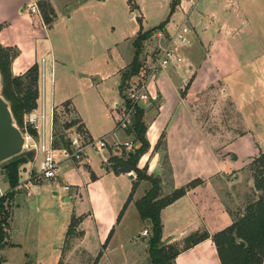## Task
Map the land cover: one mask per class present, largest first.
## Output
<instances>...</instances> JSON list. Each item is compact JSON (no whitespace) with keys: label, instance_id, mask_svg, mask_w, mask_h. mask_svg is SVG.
Segmentation results:
<instances>
[{"label":"crops","instance_id":"1","mask_svg":"<svg viewBox=\"0 0 264 264\" xmlns=\"http://www.w3.org/2000/svg\"><path fill=\"white\" fill-rule=\"evenodd\" d=\"M42 1H46L54 11L55 18L50 26H46L41 17L39 5ZM67 1L0 0V45L18 50V56L11 65V72L14 76L23 75L30 67L37 64L39 68V96L37 107L34 111L36 114H44L46 125L49 123L50 114L53 113L55 119L60 114L63 119L72 122V125H79L86 135L92 138L95 130L93 129V118L91 116L101 117L105 114L107 104L103 92L106 89H102L100 86L103 80L97 82L93 78L88 80L87 78L78 77V95L83 97L76 102L75 98L71 96V93L65 87L68 81L67 78L71 77L72 73H81L92 62L95 55V45L86 37L87 26L77 21L76 23L73 22L70 15H67V17L59 15H62L60 9L66 8L64 3ZM197 1L179 0L177 8H180L181 16L184 11L187 13V19H189L194 11L193 9L199 2ZM223 2H226V0H223ZM83 3L79 4L81 6L76 7L75 11L88 4L89 0ZM33 5L38 9L39 14L37 16L29 13V7ZM127 5L131 9V3L129 2L128 4L127 2ZM224 6L226 4H222V0L220 3H218V0L202 1L194 18V22L200 26V32L198 33L194 28L190 27L193 32V44L185 49L186 64L170 68L148 85V91L156 101L152 102V107V104L146 106L147 110L144 117L149 150L142 158L147 160V171L145 168L142 169L139 163L137 168L145 170L148 176H157L162 179L163 195L181 188V186L194 178L201 177L204 179L202 185L188 191L185 196L161 211L160 218L162 220L165 219L166 223L172 224L168 230L164 229L162 225L163 230L167 231L165 235L162 234V241H168L167 244L182 242L194 233L207 232L212 236L214 233L216 234L228 228L232 224V217H230L224 202V196L222 195L224 190L220 194V192L218 193V188L216 189L217 194L222 197L220 200L219 197H216L217 199L214 197V191L208 192V186L213 182L222 191V186L236 183L244 175L243 172L251 161L259 153H264L262 143L258 142V137L264 135V47L258 48L260 50L257 51L258 49L252 50L249 44H245L244 35L249 31L259 34L252 22L247 20L246 9L240 8L235 15H228L222 18L220 16L225 12ZM129 17H133L131 12ZM139 19L142 21V17ZM166 28H169V24L166 25ZM139 31L140 29L132 30L133 35L130 38L128 51L117 63V66L113 69L114 73L111 75L116 77L115 92L120 98L121 75L133 60V42ZM141 31L146 32L147 30L141 27ZM257 37L260 44H262L259 38L261 36L257 35ZM261 58L263 59L262 62L257 60ZM101 78L105 79V77ZM216 89L219 90L222 98H226L240 115L243 125L241 133L231 134L233 131H228L230 134L228 136L232 137L228 141L218 140V138L225 137V135H220L215 128H207L205 122L198 117L196 110L194 111L195 102L204 93L213 92ZM87 92L92 93L96 104L95 108L92 107L90 98L86 96ZM112 103H114L116 113V109L121 108L124 104L122 98L121 102ZM113 131V133L111 132L112 134L115 133L114 129ZM120 132L124 136L123 141L119 137L116 138L114 136L115 140L112 145H107L105 139L107 135H110V132L100 138L105 141L106 147L100 152L89 150L87 164L79 165L75 162H64L57 174L58 181H63L65 183L63 186H67L66 178L74 180L75 176L71 173V171H74L79 173L82 179V186L85 185L86 188L94 189L95 191L99 186L98 179L112 171L108 162L109 158L121 157L122 152L131 151L134 148L133 135L128 134L127 131ZM47 134L48 131L46 129ZM162 134L165 137L167 161L171 169L170 180L166 178V171L162 168L163 153L153 152ZM195 137L197 143L190 145V140ZM125 143H132V146L130 148H117V146ZM209 147L212 150L217 148V152H227L228 154L244 150L248 153V157L239 169H233L231 164L224 161L220 162L221 164L217 170L207 169L203 163V153H206ZM91 152L92 155L90 154ZM37 167L38 163L29 161L19 167L21 189L14 193L13 198L8 202L11 212H9L6 245L1 251L4 264L9 261L6 254L10 251L17 253L24 249L22 241L17 240L16 220L19 215L20 205L26 204L29 198L33 200V190L36 187L42 184L51 185L44 182L41 185L31 184L27 189L22 186L26 182L30 170L37 171ZM81 168L91 172L89 174L91 182L88 179L84 180L83 174L79 172ZM115 175L117 178L130 179V191H132L133 184L137 182L134 172ZM228 179L231 181L227 182ZM147 183V181L137 183L132 200L129 203L130 206L133 205L135 208L137 224H140V222L148 223L140 220L135 207V202L140 200L148 191ZM4 184L7 188L4 189L8 191L9 186L6 183ZM79 184L81 185V181ZM247 184L249 187L252 186L249 180ZM72 185L77 184L74 183ZM128 188L127 186L125 187V193H128ZM116 191L113 188V190L107 192L109 200L113 203L117 200L115 198ZM53 195H57V193L53 192ZM226 197H229L228 194H226ZM89 198L92 201V196ZM70 200V198L64 199L65 202ZM189 208L192 219L189 221V226L180 231L178 230L180 228L174 224L185 221L186 212ZM114 209L117 211L119 209L116 204ZM179 210L182 213L174 214ZM125 217L126 215H124V220L122 219L118 225L125 221ZM87 218L91 220L92 215L89 213ZM86 220H82L77 228L78 231L82 232V236L76 238L72 249L74 251H83L86 257L93 261L97 255L95 253L100 251L102 245L97 239V230L94 227L89 228ZM110 225V223L107 224V229ZM143 230L145 229L143 228ZM114 234L113 230L112 235ZM64 243L65 236L62 246L51 245L53 254L48 256L51 258V264L62 262ZM178 248L181 249V247ZM23 254L25 261L30 256L29 258L34 259L36 264H38L37 259L40 257L36 253L25 252ZM139 256L140 258L138 256L135 257V264H150L147 253L144 256L139 254ZM174 264H220V261L216 247L211 238H208L181 252L175 258Z\"/></svg>","mask_w":264,"mask_h":264},{"label":"rangeland","instance_id":"2","mask_svg":"<svg viewBox=\"0 0 264 264\" xmlns=\"http://www.w3.org/2000/svg\"><path fill=\"white\" fill-rule=\"evenodd\" d=\"M86 1L88 0H68L64 3L66 4V8L60 9V13H62V15L59 14L60 16L67 17V15H70L73 22L76 23L77 21L87 26V30L85 31L86 37L95 45V55L92 62L89 63L87 68L81 71V73H72L71 77L67 78L68 81L65 87L67 91L71 93V96L75 98V101L78 102L83 97L82 95H78V77L87 78L88 80L93 78L97 82L103 80L100 86L102 89H106L103 92V96L106 98L107 106L105 114L101 117L91 116L93 118V129L95 130L92 139L94 141L99 140L110 132V135H107L105 139L107 145H112L115 140L114 136H116V138L119 137L120 140L124 139L122 132H120L121 130L116 131L115 128L117 113L113 105L114 103L112 102L119 103V101L121 102V98L115 92L116 77L111 76L114 73L113 69L117 66V63L122 57L125 56L126 51H128L130 38L133 35L132 30H139L142 27L148 31L155 29L161 23L165 22L169 15L170 1L172 0H89L88 4L75 11L76 7L81 6L79 4ZM198 1L197 6L193 9L194 11L191 13L187 22L190 27L194 28L195 31L199 33L200 26L194 22V18L203 0ZM220 1L221 0H218V3H220ZM127 2L128 4L129 2L131 3V9L127 7ZM40 3L47 4L46 1ZM222 4H226V6H224V14L220 16L222 18L228 15H235L240 8L246 9L248 14L247 20L252 22L259 34L255 32H253V34L249 31L244 35L246 39L245 44H249L252 50L264 47V0H226V2L222 0ZM177 7L172 16L167 20L165 27L170 24L171 19H180V8ZM41 10L42 12L44 11L43 8ZM130 12L133 14L132 18L129 17ZM140 17H142V21H140ZM155 33H157V31L153 32V36ZM257 35L261 36L259 38L262 44H260ZM156 45V39L152 36L143 43L142 54L139 57L140 65L149 64L151 62L155 48L157 47ZM259 50L260 49L257 51ZM263 59L257 60L262 62ZM101 77H105V79ZM148 94H150L149 91ZM86 96L90 98L91 105L95 108L96 104L92 93L87 92ZM150 98L153 99L151 94ZM195 110L198 117L205 122L207 128H215L220 135H225V137L218 138V140L228 141L232 139V137L228 136L230 135L228 133L229 130L233 131L231 134L241 133L242 131L243 125L240 115L234 110L226 98H222L217 89L213 92L204 93L202 97L195 102L194 111ZM66 124H71V122L63 119V116H60V114L56 116L54 132L57 138L67 130L65 129V126H67ZM113 129L115 130L114 134H112L114 132ZM258 142L262 143V147L264 148V135L258 137ZM196 143V137L190 140V145H195ZM136 146L137 144L134 143L133 147ZM118 147L120 149L126 148L124 145L117 146V148ZM216 150L217 148L212 150L211 147H209L206 153H203V163L207 169L217 170L221 164L220 162L223 161L231 164L233 169H239L248 157V153L244 150H239L234 154L217 152ZM24 154L28 157L29 162L34 163L33 160L35 159L33 153L24 152ZM90 154L92 155V152ZM39 159L40 157L37 158V161H39ZM10 161L11 160H8L0 164V170ZM37 161L36 163H38ZM138 163L142 166V169L145 168L147 171V160L141 157ZM79 172L83 174L84 180L88 179V181L91 182L89 176L91 172L84 168H81ZM71 173L75 176L74 180L66 178L65 181L66 185L70 186V191H64L62 187L64 188L63 185H65V183L56 179L57 186L42 184L36 187L33 190V200L29 198L26 204L20 205L18 210L19 215L16 220V229L17 240L22 241L24 249L17 253L10 251L6 254L9 260L7 264H36L34 259L29 258L30 256L25 261V256L23 254L25 252L30 254L36 253L40 257L37 259L38 264H51V258L48 257L50 254H53L51 252V245L62 246L72 216L82 217V220L87 219L86 221L89 228L94 227V229L97 230V239L100 245H105L104 254L100 256L97 264H135L134 259L136 256L140 258L139 254L144 256L147 253L146 240L151 234L150 224L149 222L136 223L137 214L134 206L128 204L121 219L117 221V217L120 213H118V211L122 210L123 204L126 203L129 193L131 192V180L128 178H117L115 173L111 171L108 175H104L101 179H98L99 186L94 191V189L90 190L86 188L85 185L82 186V179L79 173H75L74 171H71ZM243 174L244 175H242L236 183L222 186V191H220V188L213 182L208 186V192L211 190L214 191V197H219L220 200L222 197L217 194L216 189L218 188V193L220 192V194L224 190L222 193L224 202L227 208L234 214H237L243 209L247 196L251 195V189L247 183L248 180L252 183V172L246 168ZM192 180L203 181L204 179L197 177ZM80 181L81 185L79 184ZM230 181V179L227 180V182ZM71 183H76L78 186L72 185ZM4 185L3 183V190L6 188ZM126 186L127 188L129 186L128 193L124 192ZM147 186L150 189L149 183L146 184V187ZM113 188L117 190V194L115 195L117 200H115L114 203L109 200L107 195V192L113 190ZM53 192H56L57 195H53ZM226 194H228L229 197H226ZM90 196H92V201H90ZM65 198H70L71 200L65 202ZM220 203L222 204L221 201ZM115 204L117 208H119L118 211L114 209ZM9 212L11 211L8 204L7 213ZM115 212H117L116 215ZM89 213L92 215L91 220L87 218ZM176 213H182V211H176L174 214ZM124 215H126L125 221H122V223L118 225L122 219L124 220ZM191 219L192 215L189 208L186 212L185 221L174 225L180 228L178 230L182 231L183 228L189 226L188 224ZM163 220L160 218L161 226L163 225L166 230L171 228L172 224L166 223L165 219ZM109 223L111 225L107 229L106 226ZM143 228L148 232L146 237H143L141 234ZM113 230L115 232L114 235H112ZM166 232L162 227V234L165 235ZM75 241V237L71 236L68 238L67 246L63 250V259L60 264H92V259L87 258L83 251H74L72 249ZM171 245L173 247L182 248L184 247V241L172 243ZM95 254H97V252Z\"/></svg>","mask_w":264,"mask_h":264},{"label":"trees","instance_id":"3","mask_svg":"<svg viewBox=\"0 0 264 264\" xmlns=\"http://www.w3.org/2000/svg\"><path fill=\"white\" fill-rule=\"evenodd\" d=\"M179 5V0H172L170 3V11L167 20L175 12ZM41 17L46 26H50L55 18L52 8L48 4L39 5ZM48 10V11H47ZM167 20L161 23L155 29L142 32L141 29L133 42L134 57L121 75L119 86L120 95L125 99L124 92L127 84L134 79L142 68L139 63V57L142 54L143 43L153 36V32L162 31L165 28ZM141 21V20H140ZM18 56V50L0 45V74L2 76V96L9 102L11 112L19 128L23 126V118L31 113L37 107V99L39 96L38 79L39 68L37 64L30 67L23 75L14 76L11 72L13 60ZM183 95V94H182ZM128 105V102H125ZM153 104L151 105V107ZM146 107H137L132 119L131 127L126 130L128 134L133 135L134 147L131 151H124L121 157H111L108 162L111 170L115 174L134 172L137 182L132 186V191L128 200L120 211L117 221H119L124 213L125 208L132 200L133 192L136 189L137 183L147 181L150 189L144 196L135 202V207L141 221L149 222L151 234L147 241V254L150 264H174L175 258L183 251L211 238L216 247L217 255L220 264H264V153H259L247 169L252 172L251 195L247 196V200L243 209L234 214L228 208V213L232 217V224L210 236L207 232L194 233L184 239V247L179 249L171 244H163L162 241V226L160 221V213L167 206L171 205L178 199L186 195L192 189L203 184L200 180H194L184 187L172 190L169 194L161 193L162 179L157 176L146 175L145 170H139L137 164L139 159L149 150V143L146 139L147 127L144 122ZM72 123V122H71ZM56 119H54V125ZM65 129H68L72 124H66ZM32 135L35 131L29 130ZM164 134L161 135L158 143L155 145L153 152H162V168L166 171V178L170 180L171 169L168 165L166 154V146ZM67 147L65 134L56 137L55 147ZM32 155V154H30ZM11 161L3 166V170L7 174L3 177L4 183L9 186V189H14L20 183L19 167L28 161V157L22 153L16 156ZM14 192H8L5 196L0 197V264H4V259L1 256V251L6 245L7 228L9 213H7L8 202L13 198ZM82 222V217L72 216L70 225L65 234L64 248L67 246L69 237L79 238L82 232L77 228ZM244 243V246L240 245ZM105 251V245L102 246L92 264H97L100 256ZM61 263V262H60ZM59 263V264H60Z\"/></svg>","mask_w":264,"mask_h":264},{"label":"built area","instance_id":"4","mask_svg":"<svg viewBox=\"0 0 264 264\" xmlns=\"http://www.w3.org/2000/svg\"><path fill=\"white\" fill-rule=\"evenodd\" d=\"M29 13L35 16L39 14L34 5L29 7ZM187 21V13L183 11L180 19H171L168 29L165 27L164 30L157 31L152 36L157 42L154 56L149 64L142 65L140 73L127 84L124 92V104L121 108L116 109V130H128L132 125L136 108L146 107L156 101V99H151L148 94L147 87L150 83L170 68L186 64L185 49L193 44V32ZM125 102H128V105ZM54 119L53 113L50 114L49 123L46 125L44 114H36L34 110L23 118V126L20 129L25 139L24 152L33 153L35 159L33 162L37 161L38 155L40 157L37 161V171L30 170L26 182L22 185L26 189L31 184L41 185L44 182L52 186L57 185V174L64 162L85 165L89 160V150L100 152L106 147L103 139L94 141L79 125H71L65 130L67 147H55ZM30 129L35 131V135L29 132ZM124 146L129 148L131 144L125 143ZM1 171L3 169L0 170V197L5 196L8 192H18L21 189L20 183L14 189L3 190L4 176L1 175ZM63 189L68 192L70 186H64ZM141 234L146 237L148 232L143 230Z\"/></svg>","mask_w":264,"mask_h":264},{"label":"water","instance_id":"5","mask_svg":"<svg viewBox=\"0 0 264 264\" xmlns=\"http://www.w3.org/2000/svg\"><path fill=\"white\" fill-rule=\"evenodd\" d=\"M25 139L11 112L10 104L2 96V76L0 74V164L24 153ZM6 171H1L5 176ZM168 241H163L167 244ZM244 246L243 242H240Z\"/></svg>","mask_w":264,"mask_h":264}]
</instances>
